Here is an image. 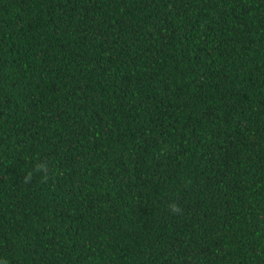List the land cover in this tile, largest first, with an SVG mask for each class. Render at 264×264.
<instances>
[{"label":"trees","instance_id":"16d2710c","mask_svg":"<svg viewBox=\"0 0 264 264\" xmlns=\"http://www.w3.org/2000/svg\"><path fill=\"white\" fill-rule=\"evenodd\" d=\"M0 264H264V0H0Z\"/></svg>","mask_w":264,"mask_h":264}]
</instances>
